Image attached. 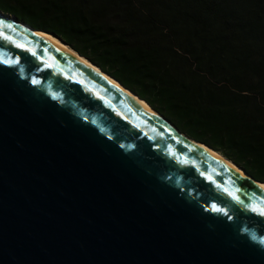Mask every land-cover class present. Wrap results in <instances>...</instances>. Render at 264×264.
Returning a JSON list of instances; mask_svg holds the SVG:
<instances>
[{
	"label": "water",
	"instance_id": "obj_1",
	"mask_svg": "<svg viewBox=\"0 0 264 264\" xmlns=\"http://www.w3.org/2000/svg\"><path fill=\"white\" fill-rule=\"evenodd\" d=\"M18 25L0 11V264H264L260 191Z\"/></svg>",
	"mask_w": 264,
	"mask_h": 264
},
{
	"label": "trees",
	"instance_id": "obj_2",
	"mask_svg": "<svg viewBox=\"0 0 264 264\" xmlns=\"http://www.w3.org/2000/svg\"><path fill=\"white\" fill-rule=\"evenodd\" d=\"M264 184V0H0Z\"/></svg>",
	"mask_w": 264,
	"mask_h": 264
},
{
	"label": "bare ground",
	"instance_id": "obj_3",
	"mask_svg": "<svg viewBox=\"0 0 264 264\" xmlns=\"http://www.w3.org/2000/svg\"><path fill=\"white\" fill-rule=\"evenodd\" d=\"M8 15V14H7ZM9 23L13 24L14 21L11 18L4 16ZM20 28L25 29L29 33L33 34L38 39L42 40L52 48L59 50L60 52L64 53L68 57L72 58L77 63H80L81 66L84 68L92 71L97 77L103 79L108 85L112 86L114 89L118 90L122 94H124L127 98H129L136 106L141 108L142 110L146 111L152 117L157 119L158 121L164 123L165 125L171 127L167 122H165L156 112L153 111L144 101L139 99L136 95L131 93L130 91L124 89L119 83H117L114 79L100 71L97 67L91 64L89 61L78 55L72 49L64 45L63 43L59 42L58 40L54 39L53 37L46 35L40 31L31 30L28 26L18 25ZM199 147L203 149L208 155H210L213 159L223 164L226 168L232 170L240 177H243L247 182L253 185L258 191H260L264 195V184L253 180L251 177L246 175L244 171L236 167L233 163L222 157L219 153L213 151L212 149L208 148L205 145L199 144Z\"/></svg>",
	"mask_w": 264,
	"mask_h": 264
}]
</instances>
